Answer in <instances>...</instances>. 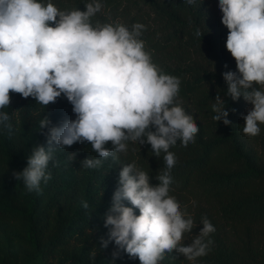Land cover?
I'll list each match as a JSON object with an SVG mask.
<instances>
[{"label":"trees","instance_id":"obj_1","mask_svg":"<svg viewBox=\"0 0 264 264\" xmlns=\"http://www.w3.org/2000/svg\"><path fill=\"white\" fill-rule=\"evenodd\" d=\"M39 2L70 12L83 11L94 0ZM99 2L101 10L90 18L93 26L122 24L131 30L135 23L145 25L139 39L164 74L180 79L175 103L193 116L200 129L186 147L179 140L170 146L177 162L170 170L169 195L179 204L191 199L204 203L203 217L216 228L205 239L213 244L207 255L194 262L174 250L159 264H264V132L258 147L250 146L253 137L242 131L248 102L243 96L233 101L226 95L222 74L237 69L226 48L228 29L221 22L219 0ZM217 95L229 110L230 125L213 119ZM0 111L8 113L13 129L11 134L0 129V264H140L123 250L113 257L114 242L101 247V237L107 239L108 233L104 220L122 166L135 162L156 185L157 175L167 170L165 153L157 158L150 144L127 141V151L117 152L118 159L100 158L90 143H75L56 151L58 166L49 163L52 179L41 182L42 191L29 192L12 173L27 165L37 144L45 143L39 121L48 115L51 124L58 126L65 119H75L72 105L63 95L46 107L32 97L12 93L11 104ZM106 147L111 148V143ZM70 153H76L75 159H70ZM85 157L102 163L84 168ZM82 201H87V209ZM18 223L24 225L23 232H10Z\"/></svg>","mask_w":264,"mask_h":264},{"label":"clouds","instance_id":"obj_2","mask_svg":"<svg viewBox=\"0 0 264 264\" xmlns=\"http://www.w3.org/2000/svg\"><path fill=\"white\" fill-rule=\"evenodd\" d=\"M101 8L99 0L86 3L83 11L70 12L51 2L0 0V109L11 104L12 93L32 97L46 107L63 95L75 114V119L58 126L45 115L38 125L45 143L37 144L27 165L12 174L27 191L39 194L41 182L52 179L49 163L58 166V149L86 141L100 158L118 159L116 153L127 151V141L148 143L157 158L165 153L167 170L157 175L159 183L153 185L135 162L122 166L104 220L108 233L107 239L101 237V247L114 242L113 257L123 250L140 264H159L174 250L194 262L211 250L213 241L205 238L216 228L202 217L198 235L190 244L181 243L196 223L185 218L176 198L169 195L170 170L177 162L169 149L178 140L186 147L200 129L193 116L175 103L180 79L164 74L139 39L145 25L135 23L131 30L122 24L93 26L90 18ZM219 8L228 29L226 48L237 69L222 74L226 95L233 101L243 96L252 105L243 116L242 131L255 137L264 124V0H219ZM215 99L213 119L230 125L229 110L219 95ZM9 121L8 113L0 111V129L11 134ZM109 142L111 148L106 147ZM75 157L70 153V159ZM81 163L93 169L102 160L85 157ZM81 203L89 207L87 201Z\"/></svg>","mask_w":264,"mask_h":264},{"label":"rangeland","instance_id":"obj_3","mask_svg":"<svg viewBox=\"0 0 264 264\" xmlns=\"http://www.w3.org/2000/svg\"><path fill=\"white\" fill-rule=\"evenodd\" d=\"M252 107V105L248 102L247 104V111ZM260 126V134L253 137L252 139V143H250V146H257L260 144V136L261 134L264 132L263 131V128H264V124H261L259 125ZM180 209L182 212H185L186 213V216L185 218H188V217H191L194 222L196 223V227H194L192 229V232L190 233H185L184 234V238L183 240L181 241V243L183 245H187V244H190L192 242V240L194 239L195 235H198L200 229H201V226H202V223H200L201 221H199V216H202L203 217V214H202V206L204 205V203L202 202H199L197 200H194V199H191L190 201H188L187 203L183 204V203H180ZM205 208H207V206H205ZM263 230H264V224H263ZM24 230V225L22 223H18V224H15L14 226L11 227L10 229V232L14 233V234H18V233H21L23 232ZM17 238H14V241L17 242Z\"/></svg>","mask_w":264,"mask_h":264}]
</instances>
